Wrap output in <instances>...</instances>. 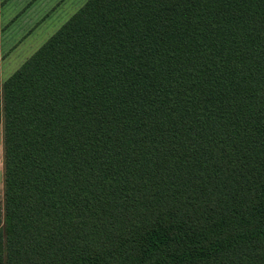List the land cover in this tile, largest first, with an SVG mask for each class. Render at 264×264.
<instances>
[{
  "label": "trees",
  "instance_id": "16d2710c",
  "mask_svg": "<svg viewBox=\"0 0 264 264\" xmlns=\"http://www.w3.org/2000/svg\"><path fill=\"white\" fill-rule=\"evenodd\" d=\"M2 121L0 264H264V0H88Z\"/></svg>",
  "mask_w": 264,
  "mask_h": 264
},
{
  "label": "rangeland",
  "instance_id": "374dc122",
  "mask_svg": "<svg viewBox=\"0 0 264 264\" xmlns=\"http://www.w3.org/2000/svg\"><path fill=\"white\" fill-rule=\"evenodd\" d=\"M1 1H5L0 13V84L2 85L42 45H44L87 0ZM3 200L4 122L2 121L0 123L1 204H3Z\"/></svg>",
  "mask_w": 264,
  "mask_h": 264
},
{
  "label": "crops",
  "instance_id": "0c3cea01",
  "mask_svg": "<svg viewBox=\"0 0 264 264\" xmlns=\"http://www.w3.org/2000/svg\"><path fill=\"white\" fill-rule=\"evenodd\" d=\"M87 1H88V0H87ZM87 1H86V2H87ZM86 2H85V3H86ZM70 3H71V2H70ZM70 3H69V4H70ZM82 3H83V2H82ZM85 3H84V4H85Z\"/></svg>",
  "mask_w": 264,
  "mask_h": 264
}]
</instances>
